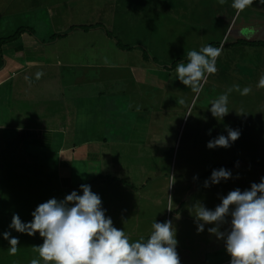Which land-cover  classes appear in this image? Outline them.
<instances>
[{
    "label": "rangeland",
    "instance_id": "rangeland-1",
    "mask_svg": "<svg viewBox=\"0 0 264 264\" xmlns=\"http://www.w3.org/2000/svg\"><path fill=\"white\" fill-rule=\"evenodd\" d=\"M47 2L0 0V37H10L19 28L39 37L46 35L47 28L50 33L53 24L48 19ZM73 2L59 7L56 17L112 18L110 24L105 23L112 35L118 33L119 21H129L131 17V29L124 28L131 33V58L127 57L131 67L157 63L173 69L167 91L148 89L150 100L145 97L139 102L156 119L148 131L139 127L132 131L133 120L135 125L139 124L135 115L139 104H135V111L131 110V140L136 144L115 154V157L122 154L119 159L123 164L116 172L131 173V180H127L131 197L123 202L120 194L124 197L126 182H112L106 187L111 192L109 200L114 198L119 203L106 216L112 218L115 227L125 231L130 241L147 239L154 220H171L177 229L180 264H219L230 259L223 238L218 239L207 229L215 226L226 235L231 217L226 215L222 221L205 223L195 220L194 209L199 204L214 210L229 191L248 189L264 176V88L256 86L264 74V5L252 0L245 9L237 11L231 7V0H130L113 11L108 8L111 3L101 0L94 2L96 9L87 0ZM112 23H116L115 29L110 27ZM125 43L123 40L119 44ZM206 44L221 51L216 58V71L206 73L199 93H194L175 78V68L177 63L186 62L187 51H198ZM133 74L132 82L141 88L154 83L155 71L144 73L134 69ZM232 85L249 87L251 91L247 95L230 92L229 112L217 120L208 110L210 103ZM177 99L184 103L178 104ZM225 126L239 130L238 139L230 141L227 148H207L208 140L219 134L227 135ZM152 132L159 133L157 143L153 144L154 137H147L150 140L147 145L143 136ZM21 149L12 143L0 148V164L23 165L18 170L8 167L4 171L0 167V232L9 231L19 238L14 255L8 253L7 241L0 238V264H29L32 258H39L34 246L43 242L38 232L29 236L8 228L12 214L17 213L24 222L30 221L39 203L49 198L61 200L69 194L59 188L54 177H44L38 166L34 168L33 163L44 161V155L36 147L28 144L25 151ZM221 167L230 170L232 176L211 183L212 170ZM89 185L97 193L94 184ZM81 193L79 190L78 194ZM197 223H204L203 232H197Z\"/></svg>",
    "mask_w": 264,
    "mask_h": 264
},
{
    "label": "crops",
    "instance_id": "crops-1",
    "mask_svg": "<svg viewBox=\"0 0 264 264\" xmlns=\"http://www.w3.org/2000/svg\"><path fill=\"white\" fill-rule=\"evenodd\" d=\"M97 1L87 0L93 5ZM101 1L111 3L112 7H107L114 11L130 0ZM47 3L48 19L53 24L50 33L48 28L44 37L21 31L18 37L2 45L0 148H7L9 143L19 145L21 150L28 144L36 147L44 161L33 163L34 168L38 166L44 177H54L59 188L69 193L78 192L82 183L94 184L108 215L119 203L114 198L109 200L111 192L106 187L112 182H126L124 197L120 194L123 202L131 197L130 182L127 183L131 173L116 172L123 165L122 154L115 157L116 151L121 153L136 144L131 140V110L135 111V104H139L138 114L135 113L139 124L135 125L133 120L132 131L136 127L148 131L156 119L139 102L149 97L148 89L167 91L173 69L157 63L131 67L127 58H131V33L124 29H131V17L129 21L112 23L110 27L115 29L117 25L118 32L112 35L105 24L112 18H57L56 10L63 4H73V0ZM123 40L127 42L124 46L119 44ZM134 69L144 73L155 71L154 83L141 88L132 82ZM146 135L143 137L147 145L153 137V144L157 143L159 133ZM21 166L18 162L0 164L4 171Z\"/></svg>",
    "mask_w": 264,
    "mask_h": 264
},
{
    "label": "clouds",
    "instance_id": "clouds-1",
    "mask_svg": "<svg viewBox=\"0 0 264 264\" xmlns=\"http://www.w3.org/2000/svg\"><path fill=\"white\" fill-rule=\"evenodd\" d=\"M258 2L264 4V0ZM251 3L252 0H231V7L240 11ZM220 51L219 47L210 44L198 51H187L186 62L176 65L175 78L190 87L192 92L199 93L205 74L216 71L215 62ZM40 75L36 73L37 78ZM256 86L264 88V74ZM234 90L240 95L251 91L249 87L232 85L219 94L208 108L217 120H222L229 112L228 94ZM177 101L178 104L184 103L182 99ZM225 128L227 135L219 134L208 140L207 148H227L230 141L238 139L239 130ZM231 176L230 170L221 167L212 170L210 180L217 184ZM205 186H208V181H205ZM79 189L82 194L73 190L61 200L49 198L39 203L32 211L30 221L24 222L17 213L12 214L8 228L29 236L38 232L43 238L41 244L34 246L39 258H32L29 264H41V261L44 264H180L176 250L177 229L171 220H154L147 239L141 237L130 241L125 231L115 227L112 218L105 215L101 198L91 190V186L82 183ZM226 215L231 217L230 231L226 235L215 226L207 231L218 239L223 238L225 251L230 256L229 264H264V176L258 183H251L248 189L229 191L214 210L199 204L194 209L195 220L205 223L222 221ZM196 230L203 232L204 223H197ZM0 238L7 241V251L14 255L19 238L9 231L0 232Z\"/></svg>",
    "mask_w": 264,
    "mask_h": 264
},
{
    "label": "trees",
    "instance_id": "trees-1",
    "mask_svg": "<svg viewBox=\"0 0 264 264\" xmlns=\"http://www.w3.org/2000/svg\"><path fill=\"white\" fill-rule=\"evenodd\" d=\"M21 31H22V30H20V28H19V29L15 32V34H13V35L10 36V37H6V38L0 37V68H1V66L3 65V63H4V59H3V51H2V45H3L5 42L9 41L10 39L18 37V35L20 34Z\"/></svg>",
    "mask_w": 264,
    "mask_h": 264
},
{
    "label": "built area",
    "instance_id": "built-area-1",
    "mask_svg": "<svg viewBox=\"0 0 264 264\" xmlns=\"http://www.w3.org/2000/svg\"><path fill=\"white\" fill-rule=\"evenodd\" d=\"M219 264H229V261H227V262H223V263H219Z\"/></svg>",
    "mask_w": 264,
    "mask_h": 264
}]
</instances>
